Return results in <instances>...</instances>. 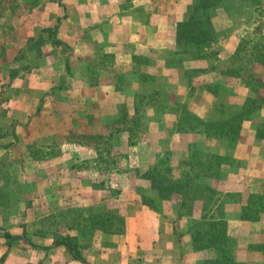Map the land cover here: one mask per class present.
Returning <instances> with one entry per match:
<instances>
[{
  "label": "rangeland",
  "instance_id": "rangeland-1",
  "mask_svg": "<svg viewBox=\"0 0 264 264\" xmlns=\"http://www.w3.org/2000/svg\"><path fill=\"white\" fill-rule=\"evenodd\" d=\"M194 2L157 0L154 12L148 13L144 7L150 3L127 9L132 0H0V119L7 114L11 100L17 98L15 91L19 88L13 87L17 79L25 83L32 70L42 67L55 77V85L44 96L43 116L37 122L0 127L3 237H8L12 225L22 224L37 232L49 229L41 214L42 207L49 205L46 213L54 217L53 229L76 238L83 257L85 252L116 253L119 235L104 231L125 230L127 204L121 195L128 188L141 202L143 192L149 195L156 208L151 210L173 224L177 241L194 247L191 226L200 217L204 203L192 212L195 217H180L184 209L177 193L171 201H163L148 190L147 182L129 179L124 172L109 179V175L97 178L71 168L72 163L89 156L83 149H99L95 144L101 145L103 152L108 151L103 147L110 145L124 147L126 140H110L107 130L116 123L126 124L123 112L129 109L134 113L133 97L143 92L150 96L152 105L167 109L149 112L153 122L150 142L139 148V154L143 153L140 160L133 156L131 167L157 165L160 181L176 183L181 181L194 152L213 155L202 159L197 154L192 160L196 167L206 162L213 166L219 160L220 175L200 180L217 192L210 212L223 214L234 223L241 220L243 209L248 207V211L259 212L260 221L264 220V139L257 138L264 129V65L243 58L264 52V0H225L211 11L215 40L194 56L204 59L197 61L186 54L176 56L170 46L173 40L167 43ZM94 3L109 4L120 11L113 16L108 12L113 17L108 26L96 25ZM105 14L106 10H99L100 17ZM82 17L83 26L79 24ZM123 19L130 21L128 31ZM138 28L144 32L141 39L128 42L127 34ZM133 54L137 60L132 59ZM141 73L145 75L144 84L137 79ZM111 80L120 89L110 95L105 88ZM141 85L144 88L138 89ZM77 97L81 99L77 108L82 116L74 110L73 99ZM249 100L259 101L261 108L249 116L238 133L231 132L224 139L197 134V129L214 130L233 120ZM178 117L200 128L190 133L182 123L184 129L179 131L174 124ZM98 125L104 129H98ZM63 176L77 180L76 186L64 185ZM96 179L107 182L104 190L96 189ZM128 181V186H121ZM71 192L73 196H69ZM31 197L37 199L35 204ZM70 197L75 199L65 201ZM219 205L221 210L217 212ZM260 225L264 230V221ZM231 233L229 250L239 263L246 264L239 261L236 252L240 240L237 234L244 231L232 224ZM49 235L54 237L52 232ZM258 249L264 256V244ZM195 253L194 264H213L211 261L219 257L215 250Z\"/></svg>",
  "mask_w": 264,
  "mask_h": 264
},
{
  "label": "trees",
  "instance_id": "trees-1",
  "mask_svg": "<svg viewBox=\"0 0 264 264\" xmlns=\"http://www.w3.org/2000/svg\"><path fill=\"white\" fill-rule=\"evenodd\" d=\"M224 1L225 0H195L188 9L184 19L180 20L175 27L173 50L176 56L186 54L191 56L193 61L204 60L202 57L199 59L194 56L196 54H201L204 49L214 42L211 11H215L222 6ZM243 58L244 60H252L253 62L255 61L264 65V52H260L257 55L250 54ZM149 97L148 95L144 96V92L136 95L133 106L134 114L129 116L128 113L123 112V120L128 119L125 122L126 124L116 123V126H112L110 130H107V137L110 140H114L115 138L119 141L125 139L126 144L124 147L117 144L110 145L109 148L103 147V149H108L107 152H101L100 149H102V146L95 144V146H99V150L95 148L97 153L91 156V158L83 159L79 164L75 165L74 168L79 171L99 172L101 174H108L109 176L124 172L129 179L138 178L140 181L144 180L147 182L148 190L163 201H171V196L177 193V195L180 196L179 205L184 209L179 212L178 216L180 217H195V213L192 212L199 209L198 204H200V202L204 203L205 206L202 208V213L199 215L200 217L196 218L197 220L195 219L191 226L193 234L195 233V236L193 235L195 251L197 253H204V251L211 250L217 251V256L219 257H217L215 261H211L213 264H241L229 250L228 221L225 215L221 214L217 216L214 215L213 211L210 212L213 208V203L215 202L214 197L215 195L217 196V192L211 189L210 185L200 181L201 178L214 179L216 176L218 177L220 175L221 168L219 160H215L216 163L213 166H210L209 162H206L196 167L194 161H192L195 155L200 154L202 159H209L213 155L204 154L202 151L194 152L191 156V161L186 164L187 167L181 175V181L179 180V182L177 181L176 183L169 180L160 181V176L158 174L159 167L157 165L151 164L146 167H131L130 160L133 156H137L138 160H140V154L143 153V151H140L139 154V148L146 146L147 143L150 142L148 136L150 133V126L153 122L152 119H150L149 112L154 110L159 112L162 109H167L165 106L152 105V102H148ZM258 103L259 101L257 100L247 101V104L243 107V112L234 117L233 120L225 121L223 124L221 123L218 128L214 129L217 131L216 133L211 134L209 131H214L211 129H197V134L205 135L207 139L215 137L224 139L227 138L231 132L235 133L237 131L238 133L242 124L248 120L249 116L261 108L260 105H257ZM174 115L177 116L176 114ZM182 123L186 131L190 133L195 132V127H198L197 125L193 126L190 121H186L184 118L180 120L178 117V119H175L174 124L179 131L184 129ZM258 135L257 138L264 139V129L261 133L259 132ZM94 184H96V189L99 187L101 190H104L103 188L107 185V182L99 181ZM127 185L129 184H123L121 186L125 187ZM117 193H119V190ZM141 195L143 204L156 211V208L152 204L153 199H151L149 195L147 196L145 192ZM217 210V212L221 210L220 205L219 207L217 206ZM208 213L210 214L209 216ZM53 218L52 216L45 217L43 221H45L46 226L50 228L38 231L36 235L46 236L52 232L55 238V246H64L74 259L83 264H89L82 256L81 248L76 238L70 235H63L57 228L53 229V224L51 222ZM241 220L258 222L261 220V216L259 212H254L253 210L248 211V207H245L241 215ZM123 231L124 228L119 231L107 230L104 232L121 235ZM11 245L12 240H9L8 247ZM4 260L5 257H2L0 264H2Z\"/></svg>",
  "mask_w": 264,
  "mask_h": 264
},
{
  "label": "crops",
  "instance_id": "crops-1",
  "mask_svg": "<svg viewBox=\"0 0 264 264\" xmlns=\"http://www.w3.org/2000/svg\"><path fill=\"white\" fill-rule=\"evenodd\" d=\"M156 1L157 0H132V6H129L127 9L134 10L137 6L144 7V3H150L144 8L148 13L151 12L150 10L154 12L155 8L158 6V3H155ZM94 5L97 7H94ZM92 8L97 11L98 19L96 21L95 17L96 23H94L96 25L103 23L108 26L110 24L108 22L112 21L113 18L110 17L108 12L112 11L111 16H113L120 11V9H118L116 12L115 7L112 6L111 8L109 4H103V6H101L100 4L97 5V3H94ZM101 9L106 10L105 17L102 15L103 18L99 16V10ZM83 19L84 17L80 19L79 24L81 26L84 25ZM138 24V22L137 24L132 23V25L135 26ZM122 25L127 29L126 31L131 27L130 21H126L125 19H123ZM143 27L144 26L141 28ZM174 32L173 29L167 43L171 40L174 42ZM143 34V29H136V31H133L131 34H127L129 39L128 42L130 39L140 40ZM173 42L170 45L172 48ZM133 56L134 58L132 59H138L136 55L133 54ZM49 71L47 67L32 70L25 83H22L23 79H17L19 82L17 85L16 83L13 85L14 88H19L16 89V91L14 90L17 93V98L14 102L11 100V104L7 108V114L1 116L0 127L17 122H24L25 124L34 121L37 122L39 117L43 116L42 108L44 106V96L46 92L55 85V77L49 75ZM142 74L143 73H141V76L137 79H141V84H144L146 80L145 75ZM110 82L111 84L105 88L109 94L120 89L117 86L115 87L112 80ZM143 88L144 87L141 85L138 89ZM137 95H139V93ZM135 97L136 96H134L133 99H135ZM134 101L135 100H133L131 106H134ZM73 105L75 112L82 116V113H80L82 111L77 108V105H81V99L79 97L73 99ZM127 113L129 116L134 114L131 113L129 109ZM98 126L100 127L98 129H104L102 125ZM80 132L84 133L82 129ZM89 149H83L89 156L83 157L81 160L72 163L71 168L75 170V165L79 164L83 159L91 158V156L97 153L96 149ZM77 173H87L95 176L99 175V177L108 176V174L106 175L104 173L84 172L82 170ZM108 177L109 179L111 178L110 176ZM97 180L98 179L94 180L93 184L99 182ZM61 182H63L64 185L75 187L77 180L73 179L71 176H63ZM126 184H129V181ZM121 185H123L122 182ZM72 193L73 192L69 193V196H73L71 195ZM70 199L75 198L70 197L65 201H69ZM31 200L33 203V201L36 202L37 199L31 197ZM121 200L126 202L127 211L125 214L124 233L116 237L119 250L116 253L105 251L92 255L85 252L84 258L89 264H194L197 255L193 245L183 244L177 241L173 224L168 223L165 217L144 205L139 196L129 191L128 188L123 190ZM46 201L48 202V200ZM42 208V216L47 217L48 213L46 212H49L50 206L47 205V207L43 206ZM29 212L30 210H27V215L30 217ZM263 221L247 222L236 219L234 223L231 221L228 222V235H232V224L234 228L237 227L239 231H244L243 235L237 234V239L240 238V240L237 241L238 245L236 248L239 261L242 260L246 264H264V256L258 249L259 244H264V241H262L264 239V230L260 225ZM1 224L2 221L0 217V226ZM245 230L247 231L245 232ZM24 232H28L29 234L24 236ZM7 233L8 237H3L5 231L0 229V260L2 257H5L2 264H83L74 259L64 246H55V238L53 236H38L36 235L37 231H33V229L30 230L29 226L24 227L22 224L21 226L12 225V227L7 230ZM9 240H12V245L10 247H8Z\"/></svg>",
  "mask_w": 264,
  "mask_h": 264
}]
</instances>
